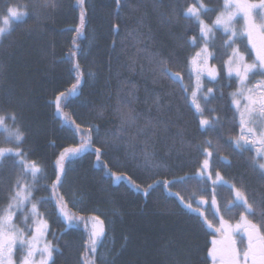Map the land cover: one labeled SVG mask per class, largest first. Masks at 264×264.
I'll list each match as a JSON object with an SVG mask.
<instances>
[{
	"label": "trees",
	"instance_id": "1",
	"mask_svg": "<svg viewBox=\"0 0 264 264\" xmlns=\"http://www.w3.org/2000/svg\"><path fill=\"white\" fill-rule=\"evenodd\" d=\"M222 1L121 0L118 6L116 0H53L44 7L43 0H0V17L9 6L27 13L0 36V115L9 129L23 133L22 142H6L7 133L0 130V148L24 154L0 160V210L17 180L32 186L24 212L44 201L37 208L57 249L50 264H99L85 234L93 225L95 216L88 213L93 210L112 218V264H213L208 252L213 240L222 239L215 231L220 216L234 226L244 211L242 206L231 212L222 208L213 220L221 199L227 206L234 198L229 187L214 181L217 174L250 204L264 201L259 159L233 141L242 130L231 98L237 86L224 73L220 31L212 41L217 78L206 85L212 90L208 98L198 96L203 115L189 96L191 40L200 34V25L186 10L201 2L206 10L199 18L211 22ZM137 35L142 42L133 38ZM222 51L225 58L226 48ZM161 60L182 79L165 75ZM130 90L138 116L132 125L122 123L118 111H127ZM59 95L58 110L54 99ZM201 119L215 123L202 127ZM85 140L89 145L83 151L61 159L65 149L81 148ZM21 160L39 165L35 182L30 171L24 176ZM57 174L62 181L54 194ZM72 193L80 208L68 201ZM61 196L65 211L77 219L64 220ZM205 218L213 222L212 229ZM249 219L259 223V212ZM18 221L25 228L33 219L28 225Z\"/></svg>",
	"mask_w": 264,
	"mask_h": 264
},
{
	"label": "snow or ice",
	"instance_id": "2",
	"mask_svg": "<svg viewBox=\"0 0 264 264\" xmlns=\"http://www.w3.org/2000/svg\"><path fill=\"white\" fill-rule=\"evenodd\" d=\"M83 0H81V3ZM117 5L121 4V0H116ZM53 3V0H43V6L47 7ZM262 10L259 14V23L256 22L254 15L256 10ZM205 9V5L200 3L198 7L190 6L186 10V14L194 16L199 20L201 25L200 31L205 40L209 37V34L213 31L214 27L223 28L225 34L228 35V39L224 41V44L227 47H232L235 43V38L241 35V31H238L234 27L235 18L240 15L244 19V25L242 28V34H245L248 39V45L251 48V53L254 54V59L251 63H248L246 60V53L241 52L239 47L232 48V55L228 57L227 70L229 78L233 77V74L239 81V86L237 91L233 93V103L239 105L241 103L240 99L236 97H242L248 101L245 110L241 112V127H245L246 123H253V115L258 111L259 118L264 120V80L257 81L256 86L253 88L248 87V82L253 75L264 76V0H260L258 4L249 3L248 0H225L224 10L217 15L213 26L210 27L205 24L204 20H201L200 13ZM27 15V13L22 10L19 6H9L7 8V14L0 19L3 20V25L0 26V36H2L6 31L7 27L10 24L11 20H19L22 17ZM84 25V14L81 13V25L77 27L76 32L79 34L81 28ZM131 35V33H130ZM137 42H142L139 35L133 37ZM143 51V49L137 48V52ZM212 56V53L208 51L207 46L203 48L200 52L196 53V56L192 59L191 63L196 66L195 70L197 71V77L207 70L208 75L212 78H216L215 68L207 67L208 57ZM161 65V71L165 75L173 77V74L164 67V61L161 60L158 62ZM132 64H135V60L132 61ZM78 67V66H77ZM177 80L182 79L179 72L174 74V77ZM79 83V77L77 78ZM76 86H73L72 91L75 92ZM212 90L209 89V92ZM258 93V95H257ZM63 96V94H61ZM129 101L125 102L124 107L127 111L118 109L120 112L122 123L132 125L138 119L137 115H134V110L131 108V101L135 100L134 91L130 90L128 92ZM61 97H57V108L59 110ZM154 103H159V97L154 101ZM193 103L196 105L197 111L203 115V112L200 108L199 103H197L196 92H193ZM247 117V120L245 119ZM12 119L15 120V116H12ZM151 124V121H148ZM214 121H209L208 119H201L200 124L202 127L210 126L214 124ZM0 130L4 133H7L5 137L6 142H11L13 139L20 143L23 140V133L19 128L9 129L5 124V117L0 115ZM139 132H144L146 129H139ZM245 136L256 137L257 131L255 128H248L245 133H242L241 139H244ZM262 147H264V133H259V138L256 141ZM211 143L210 141L208 142ZM89 145V141L85 140L81 148L78 149H65V152L61 154V159L69 152L76 153L83 151L84 147ZM237 146L240 147L239 142ZM12 148H0V159L4 158L6 155L13 153ZM97 159L100 158V149H97ZM260 151V149H258ZM15 155L23 156L24 154L17 148L15 149ZM211 155V153H209ZM145 159H150L149 154L145 152ZM21 163L24 164V176H27L28 172H31L33 182H35L37 175L41 172L39 165L35 162H27L26 160H21ZM59 164V161H58ZM205 167H207V161H205ZM261 169H264V164L260 165ZM62 170V166H61ZM218 178H219V174ZM62 181L60 174H57L56 182L52 185L53 192L55 191ZM168 182H165L167 186ZM151 187V186H149ZM32 186L28 183L21 184L19 180L14 185V191L9 196V202L5 208L0 210V264H16L14 259V249L19 246L20 249H26L25 254L23 255L20 264H36L35 257L38 254L41 259L39 264H49L52 260L54 249L51 243L44 241V235L47 231V221L42 218V214L38 211L37 205L43 203L44 201H37L36 203L31 204V211L27 213L24 217L23 223L28 225V220L30 217L34 218L35 227L28 226L26 228H19L16 226L14 221V216L20 211H23L28 203H31L32 200ZM61 202L59 204L60 212L65 217L66 220L72 221L77 219V217L65 211L66 205L62 203L63 197L58 198ZM236 202L233 203V206H241L244 211L241 212L240 221L233 227L228 221L224 220L223 216H220L219 227L215 228L217 233H220L222 239L220 241L213 240V247L209 249L208 256L211 257L213 264H264V201H261L259 204H250L248 199L244 196L242 192L236 190ZM216 201L213 200L215 205ZM188 208L191 209L192 205L188 204ZM232 208L228 207L225 209V212H231ZM220 209L217 207L216 211L213 213V220L216 216L219 215ZM259 212L260 220L259 223H253L249 219V215L255 216ZM201 216H204V213H200ZM204 224L207 228L212 229L214 224L212 221H209L207 218L204 220ZM31 231L32 235L27 237L26 232ZM103 234V229L96 230L95 228L90 233V245L92 251L95 252L97 241ZM247 239L246 248H238L237 244L241 246L244 243V238ZM43 246L41 247V244Z\"/></svg>",
	"mask_w": 264,
	"mask_h": 264
},
{
	"label": "rangeland",
	"instance_id": "3",
	"mask_svg": "<svg viewBox=\"0 0 264 264\" xmlns=\"http://www.w3.org/2000/svg\"><path fill=\"white\" fill-rule=\"evenodd\" d=\"M248 2L249 3L258 4L260 2V0H248ZM21 9L26 12V10L24 8H21ZM223 10H224V8L219 12V14ZM261 11L262 10L257 9L256 13L254 15V18L256 19L257 23L260 22L259 21V14L261 13ZM24 17H22L21 19H23ZM21 19H19V20H11L10 24L8 26H6L7 30L10 28V26L14 22L20 21ZM215 19L216 18L212 19L211 22H206L204 20V22H205L206 25L212 27L213 26V22L215 21ZM243 20H244L243 17L240 16V15H238L235 18V20H234V27L238 31H240V29H239L240 26H239V23L237 21L242 22ZM2 26H4L3 25V21H2ZM200 27H201V25H200ZM220 29L223 30V28H221V27H214L213 31L209 34V37L207 38V40H205V38L203 37V35L201 34V31H200V35L198 37H196L193 40V43H192L193 46H194V52H193V54L191 56V59H190V62H189L188 73L192 74V76H193V79H192L193 85H192V89L190 91L189 96L191 97V95H192V97H193V92H196V99H197V102H199V103H200V99H199L198 96L203 97L205 99L211 93V92H209V89H210L209 86H206L207 82L215 81L216 78L212 79L208 75L207 70H205L199 75V79H198L197 71L195 70L196 66L193 65L191 63V61L196 56L197 52H200L203 48H205L207 46L208 51L212 53V56L208 57L207 67L215 68L214 63L212 62L213 52L210 49V44H211L210 42H211V39H212V36L214 35V33L219 31ZM227 35H230V33L227 34ZM238 38H241V35H239L237 38H235V40H238ZM230 55H232V48H231V51H230ZM215 70H216V68H215ZM226 71H227V74H228V70L227 69H226ZM88 77L93 80V74H88ZM216 77H217V71H216ZM228 84H231V83L228 81ZM236 98L244 101L243 103L241 102L242 104L240 103L239 109L237 108V105L233 103V107H234V109H235V111L237 113V116H238V118L240 120V123H241V112H243L245 110V107H246L248 101L246 99L242 98V97H236ZM54 103L57 106V98L54 99ZM76 103H77V101H76ZM245 119L247 120V117H245ZM248 128H255L256 131H257V136L256 137L245 136L244 139H241L242 133H245ZM241 129H242V127H241ZM259 133H264V120H261L259 118V112L257 111L253 115V123H246L245 124V127L242 129V131H241V133H240V135H239V137H238V139L236 141L239 142V145H241V146L243 144H248L249 143L248 148H250L254 153L262 156V158H263L262 164H264V147H262L259 143L253 142V141H256L255 138L258 140ZM3 148H6V147H3ZM258 149H260V151H258ZM13 153H15V151H13ZM214 181L216 183H220V179L219 178H216ZM223 194H224V191H223ZM76 195H77L76 193H72V197L71 198L68 197V201L70 202V204H71V206L73 208H75V207L76 208H80L77 205L78 202H79V199L76 197ZM220 206H221V210L220 211H223L222 208H226V203H223L221 201ZM26 209H27V206H26ZM30 211H31V209L27 210L26 212L29 213ZM92 213H94V216H95L94 217L95 219L93 221V226L94 227L92 228V231H93L94 228L96 230H100L101 228L103 229V234L101 235V237L97 241V245H96V250L94 252V256L96 257V259H97L99 264H112L113 257H114L113 253L116 254V251H114L115 249L113 248L112 238L108 234L109 233V228L112 225V218L110 217V215L108 213H106L104 211L94 210V211H92ZM25 215L26 214H25L24 210L17 213L16 220L14 219L15 220V224H16L17 227L24 228L22 226V224L19 223L18 217H20L21 219L24 220ZM14 218H15V216H14ZM30 218H31V221L33 219V222H32V224H29L28 226H31V227L34 228L35 227L34 218H32V217H30ZM42 218L44 219V217H42ZM63 218H64V220H66L64 216H63ZM44 220H46V219H44ZM66 222H68V221L66 220ZM47 226H48V223H47ZM48 230H49V228L47 227V231L45 232V235H44L43 239H44L45 242L51 243V241L48 239V235H47L48 234ZM25 235L27 237H30L32 235V233L29 231V232H26ZM89 242H90V235H89ZM51 245H52V243H51ZM42 246H43V243L41 244V247ZM25 252H26V249H20L19 246L17 245V247L14 249V259L16 261V264H20V261H21L23 255L25 254ZM53 253H54V251H53ZM52 257H53V255H52ZM40 259H41V257L37 254L36 257H35L36 264H39ZM50 262H49V264H50ZM217 264H218V262H217Z\"/></svg>",
	"mask_w": 264,
	"mask_h": 264
},
{
	"label": "flooded vegetation",
	"instance_id": "4",
	"mask_svg": "<svg viewBox=\"0 0 264 264\" xmlns=\"http://www.w3.org/2000/svg\"><path fill=\"white\" fill-rule=\"evenodd\" d=\"M242 28L243 27H240V31H241V38H238V40H235V43H233V47H239L241 52H244L246 53V60L248 63H251L252 60L254 59V54L251 53V48L250 46L248 45V39H247V36L245 34H242ZM237 79V78H236ZM260 80H264V76H261L259 74L257 75H253L251 78H250V81L248 82V85L255 87L256 86V83L257 81H260ZM238 81V80H237ZM238 86H239V81H238ZM258 95V93H257ZM242 103L244 101H241ZM255 140H257L255 138ZM221 179V183L220 185L222 186H225L227 183H223V181L225 180L223 177H220ZM227 187H229V185H226ZM231 189V196H232V187H229ZM223 193V191L221 190V194ZM233 199L236 201V189H234V192H233ZM237 202V201H236ZM239 203V202H237ZM228 207H231L233 209V202L229 203V205L227 206ZM221 215V214H220ZM222 216V215H221ZM238 222V221H237ZM237 224V223H236ZM235 226V225H234ZM233 226V227H234ZM237 246L239 247H243V248H246L247 247V239L246 237L244 238V244L241 246L239 243L237 244Z\"/></svg>",
	"mask_w": 264,
	"mask_h": 264
},
{
	"label": "bare ground",
	"instance_id": "5",
	"mask_svg": "<svg viewBox=\"0 0 264 264\" xmlns=\"http://www.w3.org/2000/svg\"><path fill=\"white\" fill-rule=\"evenodd\" d=\"M94 211V210H93ZM87 212V211H86ZM88 213H90L91 215H94V213H92V211H89ZM15 221V220H14ZM94 226L93 225H90L88 228H86V232H85V234H86V236L89 238V235H90V233L92 232V228H93ZM84 235V234H83Z\"/></svg>",
	"mask_w": 264,
	"mask_h": 264
},
{
	"label": "water",
	"instance_id": "6",
	"mask_svg": "<svg viewBox=\"0 0 264 264\" xmlns=\"http://www.w3.org/2000/svg\"><path fill=\"white\" fill-rule=\"evenodd\" d=\"M171 73V72H170ZM172 74V73H171ZM173 77H174V75H173ZM173 77H171L173 80H177V79H175V78H173Z\"/></svg>",
	"mask_w": 264,
	"mask_h": 264
}]
</instances>
